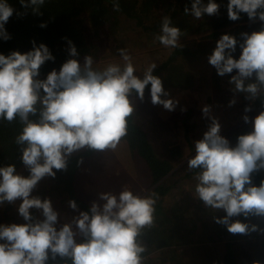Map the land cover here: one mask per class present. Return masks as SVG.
<instances>
[{
	"label": "clouds",
	"instance_id": "1",
	"mask_svg": "<svg viewBox=\"0 0 264 264\" xmlns=\"http://www.w3.org/2000/svg\"><path fill=\"white\" fill-rule=\"evenodd\" d=\"M19 3L34 15H42L45 0ZM220 7L216 0L207 4L191 0L184 14L200 20L205 15H218ZM113 10L120 11L119 0H113ZM14 12L20 17L27 14L17 12L9 0H0V39L5 42L12 39L5 26ZM241 14L253 23L259 21L260 30L242 32V41L222 35L208 63L218 76L230 77L233 98L229 108L237 104L240 95L249 102L242 120L251 130L239 135L233 146L221 135L222 125L212 114V106H203V117L210 123L203 138L194 142V155L187 160V168L196 182L194 198L214 213L215 223L233 235H264L259 224L239 219L264 220V179L259 185L253 180L255 174L264 172V0H229L228 19L238 21ZM182 35L172 18L164 16L154 40L165 48H178L183 47ZM32 43L33 50L25 54H0V121L11 124L19 120L22 127L15 144L28 172L27 176L19 174L15 164L0 167V206H15L25 221L0 225V264H145L148 249L143 237L155 223L159 198L155 192L141 195L128 186L119 193L99 192L88 211H80L77 202L70 200L69 208L78 215L63 223L51 199L34 196L33 192L46 177L55 179L58 171H67L69 159L76 153L85 149L94 153L116 151L128 135L138 103L146 102L149 85L153 106L174 112L180 107L179 99L172 98L163 80L154 75L158 67L155 62L137 74L128 50L118 48L121 62L100 68L94 66L91 55H85L81 63L80 52L71 40H67L71 58L59 71L39 79L41 67L47 61L54 62L55 57L45 44ZM237 46L238 59L234 55ZM253 101L262 109L254 118L248 115L255 106ZM17 201H21L18 206ZM32 209L39 211L42 219L35 217ZM219 211L226 215L216 216ZM252 264L264 261L255 259Z\"/></svg>",
	"mask_w": 264,
	"mask_h": 264
},
{
	"label": "trees",
	"instance_id": "2",
	"mask_svg": "<svg viewBox=\"0 0 264 264\" xmlns=\"http://www.w3.org/2000/svg\"><path fill=\"white\" fill-rule=\"evenodd\" d=\"M207 2L208 0H204L205 4ZM216 2L221 6L218 15H205L202 19L196 20L194 17L184 14L185 5L187 4L190 8L191 0H119L120 11L118 12L113 10V0H45L40 9L42 15H34L31 9L25 10L19 0H9L17 12H27V14L20 17L14 12L5 26L12 39L6 42L0 39V54L7 56L13 51L25 54L33 50V41L36 42V46L45 44L55 57L54 62L47 61L41 67L39 79H46L51 71H59L63 63L71 58L68 53L67 40H71L77 47L81 63H83L85 55L93 56L96 61L105 54V46L102 47L97 40L92 38L94 33L87 24L89 20L96 27L109 28L110 34L113 33L116 40L121 38L117 37V27L119 28L122 22L127 21L131 29H140L145 36L148 35L152 41H155V35L160 33L162 18L169 16L172 18L173 25L179 27L184 33L181 39L210 31L205 36L209 39L208 41L204 38L203 41L193 39L181 42L183 47L173 48L169 57L154 70V75L160 77L165 86L168 83L165 88L172 86L175 89L178 87L188 91L195 88L196 79H199L188 69L197 64H201L199 66L202 67L210 65L208 56L213 53L216 42L222 35L229 34L235 36L238 41H242L240 35L242 32L259 31L261 27L259 21L251 22L246 14H241V19L238 21H230L227 15L229 0H216ZM42 23H46L47 27L41 28ZM155 43L160 44L158 41ZM239 54L240 49L237 46V52L234 54L237 59ZM213 69L212 82L215 83L222 77L217 75L214 67ZM224 78L227 82L230 79L229 76ZM150 87L149 85L146 93L149 92ZM202 87L196 90L202 91ZM228 87L229 92L233 95L230 85ZM238 97L241 104L239 106L244 109V106L249 102L243 95ZM252 103L255 106L248 115L254 118L262 109L259 102L253 101ZM192 114L189 112L186 115L192 117ZM188 116L184 119L186 133L189 132ZM21 127L18 119L11 124L7 121H0V167L15 164L17 171L26 170L20 160L18 146L15 144V138L21 131ZM249 127L248 124H242L222 136L229 139L235 146L242 129H249ZM149 138L148 131L136 122L134 115L129 121L128 135L123 141L127 142L131 153L136 154L147 165L154 184L151 192H155L159 197L156 204L154 226L151 229H146L143 237L148 249L145 253V264H183V257H188V249L196 251L200 257V259H196V264H204L203 262L211 264L214 256V251L210 250L212 246L199 247L200 245H198L194 247V245L205 242L225 241V251L220 264H237L236 246L240 244L238 242L241 239H256L264 247V235L259 233H252L250 236L233 235L224 226L211 222L208 209L202 201L181 195V189L185 184L192 183L194 186L196 184L193 173L187 168V160L194 155V142L200 138H196L195 141L189 140V148L192 153L179 168L176 167L174 159L182 158L180 148L170 149L171 158H163L155 151ZM92 154L93 152L87 149L74 154L69 159L67 171H58L55 179L50 177L53 185L42 190L39 197L50 198L52 202H56L63 195L61 199L75 200L81 211H88L91 204L79 195L77 180L80 169ZM106 154L110 156L114 152ZM262 179H264V172L253 176L254 183L257 185ZM171 193L181 196V198L169 201L167 196ZM183 198L189 201V205L185 204ZM32 213L38 217L39 213L36 209ZM218 215L223 217L226 213L219 211ZM239 219L245 223L259 224L261 228H264V220L260 218H251L249 221L241 216ZM180 248L182 250H179ZM59 264H63V262L61 261Z\"/></svg>",
	"mask_w": 264,
	"mask_h": 264
},
{
	"label": "rangeland",
	"instance_id": "3",
	"mask_svg": "<svg viewBox=\"0 0 264 264\" xmlns=\"http://www.w3.org/2000/svg\"><path fill=\"white\" fill-rule=\"evenodd\" d=\"M88 26L92 34V38L97 40L98 44L102 47L105 46L106 51L102 57L95 61L94 66L104 67L109 62L120 63L121 59L117 53L118 48L127 49L129 54L133 58V63L137 68V74H142L143 70L152 62H155L158 66L163 63L172 52L173 48H165L161 44L155 43L151 40V37L144 35L140 29H131L127 24V21L122 22L118 29V38L110 34V29L107 27H96L92 22L88 21ZM209 32L200 33L190 37L181 39V42H187L190 40L203 41L205 36ZM96 38V39H95ZM208 41V38H205ZM198 65V66H197ZM189 68L190 73H194L199 79H196L195 88H191L188 91L186 89H175L172 86L164 88L171 93V97L179 99L180 107L174 112L166 111L162 106H153L150 102V93H146V102L138 103L137 113L135 114L136 122L148 131L149 139L153 144L155 151L163 158H171L170 149L179 147L182 152V158L174 159L176 167L179 168L187 160V157L192 153L189 148V140L195 141L196 138H200L205 131L208 130V124L210 121L203 117L201 111L205 105L212 106V114L216 116L221 125V135L226 132L237 129L242 124H245L242 120L244 109L240 108L239 97H236L237 104L229 108L227 105L233 98V95L229 92L228 82L226 78L222 77L215 83L212 82V71L214 70L211 65L199 66ZM164 83V82H163ZM202 87V91L196 90ZM248 105H245L246 107ZM186 107V112H181L180 108ZM192 112V117L186 115ZM189 117V127L186 133V127L184 125L185 117ZM252 117V116H250ZM251 129V126L242 129L241 134H246ZM192 130V131H191ZM200 133V134H199ZM114 157V158H113ZM87 162L79 171V177L77 180V190L80 196L86 199L90 204L97 200V194L99 192H114L119 191L128 186L133 192L141 195L145 192H151L154 188L153 180L149 169L145 162L136 154H132L128 148L126 141H122L114 154L107 155L106 153H94L87 158ZM185 159V160H184ZM24 176L28 175L27 170L22 169L17 171ZM50 185H53L52 179L46 177L43 179L37 189L33 192L34 196H39L40 192L47 189ZM194 185L187 183L181 189V195L189 196L193 200L194 198ZM63 195L58 198L56 202H52L54 209L57 210L60 215L61 223L71 220L72 217L78 215L77 212L72 211L68 206L67 199H61ZM181 196L173 193L167 196L169 201L179 200ZM185 204L189 205V201L185 198ZM21 201H17V206ZM32 209L31 211H33ZM81 211V210H80ZM38 218L42 219L41 213L38 211ZM213 212L208 210L210 220L214 224ZM212 215V219H211ZM219 217L218 212L215 214ZM194 217V216H193ZM0 223L1 225H10L12 223L23 224L25 221L19 216L17 208L11 204H5L0 206ZM200 230V228H199ZM225 241L220 242H205L202 244L194 245V247L200 245L203 247L206 245L212 246L210 249L214 251V256L211 264H220L222 255L225 251ZM236 246L237 252V264H252L255 259L264 261V247L256 239H241ZM179 250H182L181 248ZM156 255V254H155ZM159 254L157 253V256ZM155 259H157L155 257ZM196 259H200L197 252L188 249V257H183V264H196ZM190 261V263H188ZM206 264L205 262H203Z\"/></svg>",
	"mask_w": 264,
	"mask_h": 264
}]
</instances>
